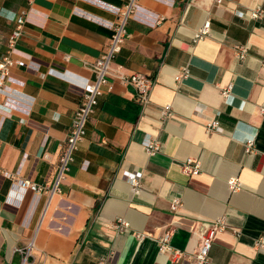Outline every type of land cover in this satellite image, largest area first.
<instances>
[{
  "label": "crops",
  "instance_id": "crops-1",
  "mask_svg": "<svg viewBox=\"0 0 264 264\" xmlns=\"http://www.w3.org/2000/svg\"><path fill=\"white\" fill-rule=\"evenodd\" d=\"M125 2L0 0V58L25 11L17 57L32 65L13 67L0 91V264H197L204 223L218 219L228 228L213 243L215 264H264L256 245L264 234V16L250 15L264 0H139L113 67L151 77V102L143 107L131 85L111 77L61 191L22 185L53 184L92 65L113 34L114 7ZM207 21L211 31L196 39ZM235 44L248 46L245 59ZM184 68L189 75L177 79ZM215 119L222 129L209 131ZM146 139L160 151L150 154ZM188 159L201 162L198 175L183 171ZM135 171L138 192L126 176ZM118 219L130 230L118 231ZM167 233L184 255L160 251Z\"/></svg>",
  "mask_w": 264,
  "mask_h": 264
},
{
  "label": "built area",
  "instance_id": "built-area-1",
  "mask_svg": "<svg viewBox=\"0 0 264 264\" xmlns=\"http://www.w3.org/2000/svg\"><path fill=\"white\" fill-rule=\"evenodd\" d=\"M221 3L222 0H217ZM142 8L139 0H126V2L120 6L114 7V11L117 14V20L112 25L113 34L110 41L100 55V57L92 65L94 71V78L88 82L85 86L82 94V100L78 109L74 113L73 124L69 133L64 151L60 157L57 175L52 185L35 183L30 179L22 180V185L31 189L35 193H48L53 195L61 191L60 183L65 174L70 170V165L74 160L75 152L79 148L80 142L87 134V123L91 115L94 113L98 104L99 97L104 93V87L110 82L111 77H118L124 84L131 85L136 92L137 99L143 105L147 106L151 102V91L154 84V80L143 73L124 74L113 67L114 60L117 54L121 51L125 41L130 36L128 32V22L131 18L138 16L140 9ZM240 13V12H239ZM240 14H243L241 12ZM251 17L261 18L264 16V8L258 7L251 11ZM17 25L14 31L11 33L8 40V49L6 53L0 58V91L5 92L8 90V83L12 80V69L15 66H32L25 60L17 57V42L24 32V25L26 22V12L23 11L16 17ZM211 31V23L207 21L203 27H201L195 34L196 39H200ZM235 51L240 59H245L248 55V46L242 44H235ZM34 67L37 68L35 64ZM189 75V69L184 68L176 76L177 79L187 77ZM232 86L223 88V95L227 97L230 94ZM1 108V105H0ZM264 110V107H263ZM163 116L169 117L172 115L170 106H166L162 110ZM207 129L209 131H219L222 129L220 121L215 119L208 123ZM146 150L150 154L157 153L161 149V143L155 139H146L144 141ZM247 151L249 153L255 152V143L253 139L246 141ZM183 171L189 176L198 175L201 170V162L197 159H188L182 165ZM126 176L133 185V190L138 192L141 190L142 172H126ZM237 184L236 186H234ZM233 189L239 188L238 183L232 184ZM181 205L180 199H174L172 207L177 209ZM115 227L118 231H129L130 223L125 219H118ZM228 228V224L223 219L216 221H207L204 223V229L201 233V239L198 249L195 253V259L197 264H215L211 259V249L219 231ZM235 233L237 232L234 229ZM142 238L143 235H137ZM171 233H167L159 238V247L161 252H173L178 257H181L185 253L180 249L175 248L171 242ZM258 247H264V234L256 241ZM19 251L28 254V251L18 248ZM99 264H111L109 257L100 258Z\"/></svg>",
  "mask_w": 264,
  "mask_h": 264
}]
</instances>
